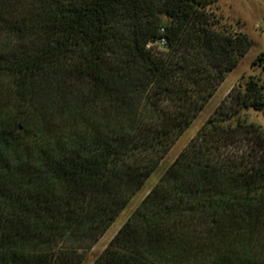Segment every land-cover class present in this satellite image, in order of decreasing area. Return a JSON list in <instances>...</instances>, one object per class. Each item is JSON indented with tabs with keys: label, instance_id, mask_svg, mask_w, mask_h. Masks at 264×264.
I'll use <instances>...</instances> for the list:
<instances>
[{
	"label": "trees",
	"instance_id": "16d2710c",
	"mask_svg": "<svg viewBox=\"0 0 264 264\" xmlns=\"http://www.w3.org/2000/svg\"><path fill=\"white\" fill-rule=\"evenodd\" d=\"M216 1L0 0V264L85 261L251 49ZM263 106L234 87L91 264H264Z\"/></svg>",
	"mask_w": 264,
	"mask_h": 264
},
{
	"label": "rangeland",
	"instance_id": "374dc122",
	"mask_svg": "<svg viewBox=\"0 0 264 264\" xmlns=\"http://www.w3.org/2000/svg\"><path fill=\"white\" fill-rule=\"evenodd\" d=\"M209 9L220 21L218 24L219 28L247 33L252 40V47L241 58L238 65L226 75L215 94L179 137L170 151L162 159L157 169L129 202L119 218L99 237L96 244L89 249L82 250L86 255V259L82 264H91L105 248L112 246L113 238L124 221L158 183L182 150L215 112L221 102L228 97L229 92L234 87L240 84L246 87L251 77L259 78L264 84V0H217L209 6ZM7 37V33L0 31V39H6ZM228 104L230 105V101H228ZM243 113L249 121L256 122L264 128V106L260 110L248 109ZM243 140L245 144H249V141L250 145L253 144L250 137L244 138Z\"/></svg>",
	"mask_w": 264,
	"mask_h": 264
},
{
	"label": "built area",
	"instance_id": "2783aa9c",
	"mask_svg": "<svg viewBox=\"0 0 264 264\" xmlns=\"http://www.w3.org/2000/svg\"><path fill=\"white\" fill-rule=\"evenodd\" d=\"M163 43H165V40L163 39V41H162Z\"/></svg>",
	"mask_w": 264,
	"mask_h": 264
}]
</instances>
